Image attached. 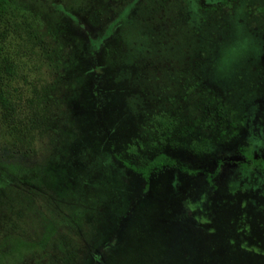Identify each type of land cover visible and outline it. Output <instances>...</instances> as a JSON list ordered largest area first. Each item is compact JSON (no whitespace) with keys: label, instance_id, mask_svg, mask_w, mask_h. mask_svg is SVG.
<instances>
[{"label":"rangeland","instance_id":"1","mask_svg":"<svg viewBox=\"0 0 264 264\" xmlns=\"http://www.w3.org/2000/svg\"><path fill=\"white\" fill-rule=\"evenodd\" d=\"M241 148L264 155V0H10L0 264H264V174L125 165Z\"/></svg>","mask_w":264,"mask_h":264},{"label":"trees","instance_id":"2","mask_svg":"<svg viewBox=\"0 0 264 264\" xmlns=\"http://www.w3.org/2000/svg\"><path fill=\"white\" fill-rule=\"evenodd\" d=\"M10 0H0V19L5 15ZM3 103L6 102L2 99ZM133 173L140 176L145 182L146 189L149 188L152 176L163 172L164 169L176 170L189 176H201L213 188H217V183L224 174L231 170L251 171L253 173L264 174V155L258 154L252 149H239L237 153L230 158H216L211 164L194 167L185 161L173 156L161 153L152 159L141 162L139 166L125 164ZM53 264L52 260H48Z\"/></svg>","mask_w":264,"mask_h":264},{"label":"clouds","instance_id":"3","mask_svg":"<svg viewBox=\"0 0 264 264\" xmlns=\"http://www.w3.org/2000/svg\"><path fill=\"white\" fill-rule=\"evenodd\" d=\"M234 51H238L239 52V57L238 58H242L244 55L247 54V50L244 49V50H240V49H237V50H234ZM234 53H230L229 55H233Z\"/></svg>","mask_w":264,"mask_h":264}]
</instances>
